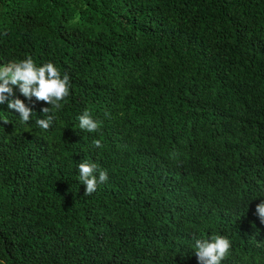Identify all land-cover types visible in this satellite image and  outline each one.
<instances>
[{
  "label": "trees",
  "instance_id": "16d2710c",
  "mask_svg": "<svg viewBox=\"0 0 264 264\" xmlns=\"http://www.w3.org/2000/svg\"><path fill=\"white\" fill-rule=\"evenodd\" d=\"M29 57L70 96L47 131L0 105V264H198L214 235L264 264V0H0V66Z\"/></svg>",
  "mask_w": 264,
  "mask_h": 264
},
{
  "label": "clouds",
  "instance_id": "9594fccd",
  "mask_svg": "<svg viewBox=\"0 0 264 264\" xmlns=\"http://www.w3.org/2000/svg\"><path fill=\"white\" fill-rule=\"evenodd\" d=\"M13 86H17L20 93L31 100L42 101L51 105V108L42 109L45 118H37L35 123L42 130H49L54 117L48 115L50 111L62 107V102L70 96V77L67 73L61 74L59 69L51 62L37 67L29 57L19 62H9L0 66V105L7 103L8 108L19 113L21 123L27 124L35 115L33 110L15 96ZM79 127L88 133L98 132L101 122L93 119L89 112L85 111L78 117ZM7 123V120H4ZM95 148L103 147L101 140H93ZM79 179L85 188V195H92L98 186L108 181L106 169H99L96 163L87 160L78 164ZM98 173V176H97ZM257 214L261 223H264V203L257 205ZM195 256L198 264H221L230 254L231 241L224 237L214 235L210 239H196Z\"/></svg>",
  "mask_w": 264,
  "mask_h": 264
}]
</instances>
